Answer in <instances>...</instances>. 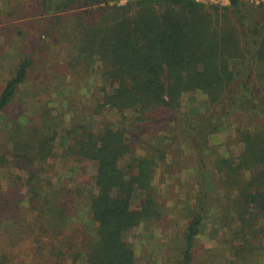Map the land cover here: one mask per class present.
Returning <instances> with one entry per match:
<instances>
[{
  "label": "trees",
  "instance_id": "16d2710c",
  "mask_svg": "<svg viewBox=\"0 0 264 264\" xmlns=\"http://www.w3.org/2000/svg\"><path fill=\"white\" fill-rule=\"evenodd\" d=\"M34 1L35 13L47 22L38 35L50 25L69 41V79L89 80L99 68L103 84L86 104L84 119L100 120L74 117L72 143L58 154L51 134L58 114L45 112L41 128L31 122L24 136L17 131L28 120L18 125L13 118L0 153V168L11 173L0 205L14 211L19 226L0 228V264H53L46 262L53 255L71 264H139L126 235L145 219H162L155 179L159 162L169 155L194 163L189 170L198 185L177 264L194 263L202 225L217 209L238 219V260L248 264L252 254L264 255V0ZM41 41L37 49H43ZM34 53L16 65L0 94V111L29 80ZM43 82L51 83L49 76ZM189 92L203 96L208 108L182 111ZM231 121L232 141L243 151L220 155L211 137ZM161 132L167 143L160 144ZM86 161L97 172L84 211L80 170ZM208 173L221 175L214 190ZM78 228L86 235L80 242L72 236Z\"/></svg>",
  "mask_w": 264,
  "mask_h": 264
},
{
  "label": "rangeland",
  "instance_id": "374dc122",
  "mask_svg": "<svg viewBox=\"0 0 264 264\" xmlns=\"http://www.w3.org/2000/svg\"><path fill=\"white\" fill-rule=\"evenodd\" d=\"M202 1L228 3V0ZM35 3L34 0H15L14 2L0 0V94L7 81L14 75L15 67L22 56L27 52H35L34 66L30 70L29 80L19 87L13 101L0 111V153L6 150L8 129L10 126L13 127V118L17 117L18 125L28 120L29 123H26V126L24 124L20 131H17L24 136L25 129L31 122L36 123L30 125L31 127L41 128L38 120L45 112L50 116L58 114L55 118V122L58 123L56 131H51L55 138L52 143L53 150L58 154L67 151L68 145L73 140L68 129L74 122V117L84 119L87 114L84 112L86 104L95 97L94 92L103 84L97 66L91 71L89 80L69 79V41L61 32L50 30V25H48L49 31L46 30L43 35H38L41 24L47 25V22L35 13ZM67 26L69 27V24ZM40 37L44 41L43 49H37L42 42ZM47 76L51 82L49 84L43 82ZM203 108H208V104L200 94L189 92L182 99L184 112L193 113ZM99 120V115H90L84 119V122L98 123ZM235 137L236 125L231 121L226 123L218 133L212 135L211 143L220 155L228 156L232 153L240 155L243 145L234 143L232 140ZM159 140L160 144L167 143L168 135L161 132ZM185 151L190 152L188 149ZM184 155L185 153L181 157ZM174 156L169 155L168 160L159 162L157 167L155 183L163 212L162 219H145L126 235L135 249L139 264H177L176 258L180 256L185 244L183 232L192 217L198 185L195 173L189 170V168L194 170V163L184 159L178 162ZM49 160L59 163V159L54 156H50ZM208 165L211 168L209 160ZM10 167L11 171L18 172L17 167ZM9 170L7 167L0 168V193L8 186L11 178ZM96 172L97 165L92 161L84 162L80 170V179L85 183L83 197H81V200H84L82 201L84 211L87 206L86 200L96 189ZM43 174L50 175L45 172ZM210 174H207V184L209 189L214 190L215 183L217 179H221V175ZM57 178H59L58 175H55L56 180ZM219 194L223 201H226L224 189L220 190ZM140 200L141 195L136 192L134 208L139 207ZM13 212H8L5 205H0V228L11 229L19 226V223L13 222ZM217 212L213 218L206 219L202 225L201 233L193 249V264H243L244 260H238L233 254L235 243L238 244L241 239L238 233L240 227L238 219L233 214L218 211V209ZM80 213L82 214V210ZM71 230L72 227H69V231ZM0 232L2 233L1 230ZM72 236L78 242L83 237L86 238L84 231L81 233L79 228ZM252 255L254 257L249 258L248 264H264L263 253L259 255L257 252ZM53 257L47 258L46 262L51 261L54 264L61 259L58 255ZM59 264L71 263L69 260L65 262L61 259Z\"/></svg>",
  "mask_w": 264,
  "mask_h": 264
}]
</instances>
